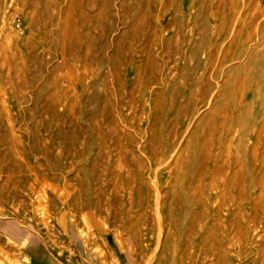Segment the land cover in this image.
Segmentation results:
<instances>
[{"label": "rangeland", "instance_id": "374dc122", "mask_svg": "<svg viewBox=\"0 0 264 264\" xmlns=\"http://www.w3.org/2000/svg\"><path fill=\"white\" fill-rule=\"evenodd\" d=\"M0 215L80 264H264V0H0Z\"/></svg>", "mask_w": 264, "mask_h": 264}, {"label": "crops", "instance_id": "0c3cea01", "mask_svg": "<svg viewBox=\"0 0 264 264\" xmlns=\"http://www.w3.org/2000/svg\"><path fill=\"white\" fill-rule=\"evenodd\" d=\"M0 264H80V262L76 258L73 259L71 254L53 246L43 231L35 232L14 218L0 215Z\"/></svg>", "mask_w": 264, "mask_h": 264}]
</instances>
